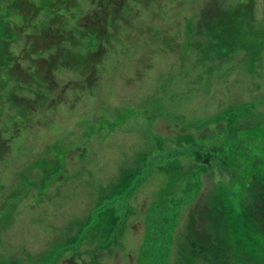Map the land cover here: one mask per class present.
<instances>
[{
  "label": "rangeland",
  "instance_id": "374dc122",
  "mask_svg": "<svg viewBox=\"0 0 264 264\" xmlns=\"http://www.w3.org/2000/svg\"><path fill=\"white\" fill-rule=\"evenodd\" d=\"M262 184L264 0H0V264H264Z\"/></svg>",
  "mask_w": 264,
  "mask_h": 264
},
{
  "label": "trees",
  "instance_id": "16d2710c",
  "mask_svg": "<svg viewBox=\"0 0 264 264\" xmlns=\"http://www.w3.org/2000/svg\"><path fill=\"white\" fill-rule=\"evenodd\" d=\"M47 36V34L45 33V35L43 36L45 39L46 38H48V37H46ZM51 37V40L53 39V40H55V36H50ZM50 40V41H51ZM33 47L35 48L36 47V45H33ZM49 63V65L47 64V68H46V73H49V74H51L53 71H54V69H53V67L51 66V62L49 61L48 62ZM54 65V64H53ZM49 91H51L52 89L51 88H47ZM28 104V103H27ZM28 106V105H27ZM263 186H264V184H262ZM260 195H261V193H260ZM263 198H264V196H263ZM259 199L260 200H262L260 197H259ZM264 200V199H263ZM256 206H261V207H259V208H264V201H263V203H262V201H260L258 204H255V205H251V206H249V207H246L245 208V210L242 212V214L241 215H244V214H246V216H248V221L249 222H251V223H253L252 224V226L253 227H251L250 226V228H249V230H255V227L257 226V223L259 224V225H261V224H263L264 223V219H262L261 218V215H263V212H259L258 210H257V208H256ZM257 211H258V213H257ZM245 216V217H246ZM242 217V216H241ZM245 221H247V217H246V219H245ZM256 225V226H255ZM263 226V225H262Z\"/></svg>",
  "mask_w": 264,
  "mask_h": 264
},
{
  "label": "bare ground",
  "instance_id": "6f19581e",
  "mask_svg": "<svg viewBox=\"0 0 264 264\" xmlns=\"http://www.w3.org/2000/svg\"><path fill=\"white\" fill-rule=\"evenodd\" d=\"M224 204V202L222 203V205Z\"/></svg>",
  "mask_w": 264,
  "mask_h": 264
},
{
  "label": "flooded vegetation",
  "instance_id": "af4514ba",
  "mask_svg": "<svg viewBox=\"0 0 264 264\" xmlns=\"http://www.w3.org/2000/svg\"><path fill=\"white\" fill-rule=\"evenodd\" d=\"M222 205V204H221Z\"/></svg>",
  "mask_w": 264,
  "mask_h": 264
}]
</instances>
